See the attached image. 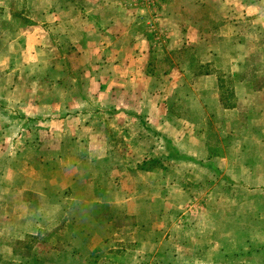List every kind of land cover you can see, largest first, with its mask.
I'll use <instances>...</instances> for the list:
<instances>
[{"label": "rangeland", "instance_id": "rangeland-1", "mask_svg": "<svg viewBox=\"0 0 264 264\" xmlns=\"http://www.w3.org/2000/svg\"><path fill=\"white\" fill-rule=\"evenodd\" d=\"M99 1L0 0V264H234L236 257L223 254L227 247L242 246L245 254L252 242L262 249L264 240L251 234L259 235L264 225L258 223L264 215V152L247 148L241 154L238 147L248 134L255 144L257 130L264 138V0H196L201 7L183 13L184 19L191 17L207 28L216 52L215 62L197 64L191 72L219 73L218 84L228 92L223 96L240 108L245 130L231 140L227 124L216 122L222 121V112L207 114L211 103L203 100L201 84L188 76L190 71L186 74L183 63L206 48H186L171 59L159 53L170 38L162 23L167 0H121V12L109 9L116 0ZM96 6L102 7L97 16ZM83 12L89 23H82ZM203 12L207 16L202 18ZM117 15L113 47H101L95 29L102 30ZM130 26L148 41L152 52L144 71L157 78L139 76L137 83L128 78L132 63L123 56L130 51ZM79 32L87 39L81 40ZM105 48L116 51L123 67L118 75L121 94H108L102 101L113 105V111L98 109L92 95H85L96 85L92 74L105 65L91 56ZM240 54L244 62L237 67ZM116 64H106V70ZM170 69L183 77L163 75ZM146 86L162 88L168 103L181 102L177 106L183 120L194 125L186 129L194 128L205 141L213 130L234 169L242 170L237 158H230L233 154L245 156L241 161L247 164L260 161L263 166L253 174L257 185H251L246 173L245 191L229 185V195L219 196L218 178L198 171L204 170V141L197 146V164L146 155L158 141L151 130L150 140L146 137L141 122L155 125L145 118L132 122L127 107L147 102L142 97ZM255 93H261L258 105H253ZM191 97L196 102L190 103ZM124 109L127 114L119 111ZM249 121L254 129L246 127ZM207 144L212 148L214 143ZM213 148L217 150L216 144ZM205 212L226 221L210 225L189 220ZM239 214L241 222L227 221ZM207 227L214 231L206 232ZM230 231L240 234L231 238Z\"/></svg>", "mask_w": 264, "mask_h": 264}, {"label": "crops", "instance_id": "crops-1", "mask_svg": "<svg viewBox=\"0 0 264 264\" xmlns=\"http://www.w3.org/2000/svg\"><path fill=\"white\" fill-rule=\"evenodd\" d=\"M100 3L101 1L98 0ZM196 0H167V3L165 5V11L163 12V18H162V23L163 27L166 28V31L169 35V42L167 45V50H163L159 53L163 55H167L166 57H169L170 59L172 57H178V55H182V52L184 50H187L186 48H191V49H197L199 47H205L206 51L204 53H200L198 56H191L189 55V58L186 57V60L183 62H186V66L188 70L191 72L192 67L194 68L197 66V64H203V66H209V64L215 62L216 56H215V51L212 50L210 46H212V43L210 42V38L207 37L208 35L205 32H208L207 28H203L201 26V23H197L195 20H193L191 17H186L184 19L183 13H187V11H191L192 13H195L197 10H193L191 7H197L200 8V5H197ZM116 4H113V6H110L109 9L111 11H123L124 9V1L121 0H116ZM123 4V6H122ZM118 5V6H117ZM95 16L98 14L100 15V12L102 10V7H95L93 8ZM141 11V10H140ZM134 13L138 11H134ZM133 12H131V16H133ZM88 14L84 13L81 14L80 19L82 23H89V18L87 16ZM121 14H119V17ZM207 16L204 12L202 14V18ZM118 15L116 18H111L113 23L110 21L104 22V26L102 30L95 29L96 33L95 35H98L100 39L102 40L101 47L108 46L113 47L112 44V36H115V29L114 25H116V21ZM115 21V22H114ZM127 22H130L129 17L126 19ZM200 22V20H198ZM102 24V23H100ZM101 27V25H100ZM131 36V43L128 42V48L130 51L129 53L125 54L123 57V60L126 62H131L132 67H130L131 75H128L129 79H131V83H137L138 80L140 79L139 76L143 78V80H148L149 78H157L158 74L156 73H147L144 70V64L148 62V58L151 56V50H148V41L146 40L145 36L144 37H137L138 34H142V31H135L132 30V26L128 27ZM79 38L81 40H86L87 37L85 36L84 32H79ZM148 38V37H147ZM107 46V47H108ZM94 48L100 49L98 46H94ZM135 49V50H134ZM138 49V50H137ZM190 50V49H188ZM78 51V49H77ZM104 53H101L97 51V54H92L91 59H93L95 62H99L104 65V70L99 72V74H95V76L92 74V83H95V87L93 90H86L85 95L86 97H89L92 95V101L93 103L97 106L98 109H103L105 106L106 108L104 109L105 111H113L114 106L109 105V103H104L103 104V97L109 96H117L118 94H121V88L119 86L120 81L118 78L119 73L121 72V66H119V62L117 60V53L114 50H111L109 53H107V49L105 48ZM153 55V54H152ZM73 56H78V57H85V55H73ZM242 55L240 54L237 56L239 60L236 62L237 67L240 66V63H243L244 60L240 58ZM183 58V57H182ZM118 62V63H117ZM138 62L139 65H135L134 63ZM117 63V64H116ZM175 63V62H174ZM106 64H116L113 69L107 71L106 68L108 67ZM141 65V66H140ZM175 66V65H174ZM110 67V66H109ZM100 68H102L100 66ZM170 68H172L170 66ZM174 68V67H173ZM172 68V69H173ZM140 69V71H138ZM129 71V72H130ZM171 69L168 72H163V75H167L168 77L171 76V74L175 75H180V77H183V75L177 71V72H170ZM140 73V75H139ZM185 73V72H184ZM192 73V72H191ZM189 73V77H192L191 79L194 80V82H199L201 84L200 86V94L204 95L203 100H206L211 103V106H206L205 108L209 110L207 112H213L214 110L222 112V121H216L220 124L224 123L227 124L228 133L231 135L228 137L230 140L234 139L236 135L240 138L243 134V129L245 127L242 126L241 120L239 117V107L236 105H230L228 102L229 100L225 99V93H228L226 90L222 89L221 86L218 84V79H219V73L209 70L206 72H200L196 71L194 73ZM234 73V72H233ZM238 73V72H236ZM136 75V76H132ZM184 74V75H186ZM260 73L257 74L256 77H260ZM131 76V78H130ZM161 76V74H159ZM235 76V75H234ZM182 79V78H181ZM109 82H112V84L109 85ZM209 84V86L207 85ZM243 88V87H242ZM240 93L239 88L235 90L234 94L238 96V92ZM162 88H159L156 90L155 88L151 89L148 88L147 86L145 87V95L142 96L144 99H147V102L143 101L140 102L138 106L130 107L129 104L127 105L128 109H130V112L132 114V122L133 120H138V119H143L145 118L148 123L152 122L154 126H147L143 122H141L142 126L141 128L147 132L146 137L150 140V130L153 131V133L156 134L157 137V147L151 146L152 149L146 154L149 157H160L163 158V160L170 159L174 162V164L181 163L182 160L192 162L193 164H197V158H198V148L199 146V141H204L206 152L200 156V159H205L204 163V170H198V171H204L206 176H210L212 178H218V181L220 185V194L222 193V197H226L229 195V185L237 188V190L245 191V186H246V173L251 174V185L256 186L257 183L255 182V179L253 177L254 170H257V167L263 166V164H260V161L257 163H246V161L241 159H244L242 154V151L250 148V149H255L261 151L263 154L264 152V138L260 136V131L257 130V132H253L259 137L257 138V142L254 144L253 141L250 140L249 134L242 140V142L239 144V152L241 154L234 155L233 157L230 158H237L239 166H241L242 170L234 169L235 166L232 164L229 165L228 159L229 155L225 153L228 151V149L225 146H221V140L218 138L216 134H214V131H211V135L209 138L203 140L201 138L202 134H199L197 130L194 128L192 129H186L185 126H194L192 123H185L183 120L184 115L182 109L177 106L181 105V102L179 101L178 104H174V101L178 99H174L172 102L173 103H168L167 100L164 101V95L165 93H161ZM188 93L190 94H196V90L193 88H188L187 90ZM258 92V91H257ZM167 94V93H166ZM251 92L249 91V94L245 93V96H251ZM261 93H255L254 95V104L253 105H258L257 104V97ZM166 97V96H165ZM249 99V98H248ZM116 101V99H115ZM190 103L191 102H196L194 97L190 98ZM198 101V100H197ZM138 104V103H137ZM198 104V102H197ZM251 106V105H249ZM179 108L180 112L182 113L179 114L177 113V109ZM120 112H125L127 114V110H119ZM155 112V115L153 116L154 118H151V115H153ZM137 116V118L135 117ZM227 116V118H224ZM247 128L254 129L253 127V121H249L246 124ZM242 128V129H240ZM226 130V129H225ZM245 130V129H244ZM217 133H220L219 131H216ZM222 137H226V135H222ZM207 141L210 143L216 144L217 150H215L214 144H210L212 148L207 144ZM226 144V143H225ZM229 144V142L227 143ZM224 145V144H222ZM198 146V148H197ZM172 147V150L170 149ZM242 150V151H241ZM100 153V152H99ZM145 155V156H146ZM261 155V154H258ZM255 158H258L257 155H254ZM252 157V159L254 158ZM202 166V165H201ZM247 170V171H245ZM184 174L186 173H191L190 170H185L183 171ZM258 172H256L257 174ZM165 175V174H163ZM234 181V182H233ZM164 185V184H163ZM228 185V186H227ZM184 186V185H183ZM188 188H186L184 191L185 192ZM161 194L163 193V197H165L164 193L166 192V189L163 188L161 185L160 190ZM159 214V212H158ZM197 215H201L200 219L197 217ZM245 215V213H244ZM194 217H190L189 220H192L193 222H201L203 220L206 224L212 225V223L218 222H225L226 217L222 216V219L219 218L218 216L213 215L212 213L205 212V214H195L193 215ZM225 217V218H224ZM231 217V220H227L233 223H239L241 222V215H231L227 216V219ZM252 217V216H251ZM258 223H263L264 224V215L258 217ZM214 228H206V232H213ZM224 233V232H223ZM240 232L238 231H230L229 232V237L235 238V234ZM257 232L251 234V237L253 239L260 238L261 240H264V225L262 226V229L260 230V234L257 235ZM244 236L245 234H242ZM261 245L258 244H252L250 247L246 249L245 254L243 253V247H237V248H226V252L228 254H232L233 257L235 258V263L234 264H264V247L260 249ZM264 246V244H263ZM242 248V251L240 249ZM259 249V250H258ZM195 256V254H194ZM198 259V257H195V260ZM242 260V261H237V260ZM252 259V260H251ZM251 260V261H250ZM249 261V262H246Z\"/></svg>", "mask_w": 264, "mask_h": 264}]
</instances>
